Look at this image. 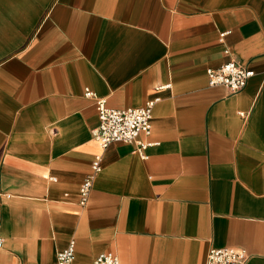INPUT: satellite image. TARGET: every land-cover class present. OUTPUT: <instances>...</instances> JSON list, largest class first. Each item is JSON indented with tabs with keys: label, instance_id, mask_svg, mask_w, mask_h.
<instances>
[{
	"label": "crops",
	"instance_id": "0c3cea01",
	"mask_svg": "<svg viewBox=\"0 0 264 264\" xmlns=\"http://www.w3.org/2000/svg\"><path fill=\"white\" fill-rule=\"evenodd\" d=\"M229 61L245 85L209 86ZM85 88L118 109L156 98L145 159L92 139ZM0 238V264H56L71 239L69 264L228 247L264 264V0H0Z\"/></svg>",
	"mask_w": 264,
	"mask_h": 264
},
{
	"label": "built area",
	"instance_id": "2783aa9c",
	"mask_svg": "<svg viewBox=\"0 0 264 264\" xmlns=\"http://www.w3.org/2000/svg\"><path fill=\"white\" fill-rule=\"evenodd\" d=\"M222 36V33L219 34ZM253 74L252 70L244 68L235 61L223 63L215 68H206L205 75L209 86L221 85L228 92L241 89L246 80ZM83 96L91 98L97 115L96 125L90 129L92 139L103 149L113 142L133 144V151L139 158L145 159L143 150L153 144L143 141L139 135L148 136L150 133L151 107L156 98L147 100L138 107L112 108L104 104L87 88ZM91 173L85 177L78 188V205L84 206L90 191L92 178L100 171V156L95 155L90 165ZM2 239L0 238V246ZM74 242L71 239L65 249L56 253V264H69L73 258ZM246 252L241 248H212L209 249L205 264H245ZM91 264H119L112 253L97 255Z\"/></svg>",
	"mask_w": 264,
	"mask_h": 264
}]
</instances>
